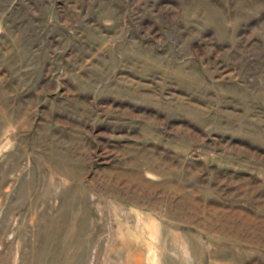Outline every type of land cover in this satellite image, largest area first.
I'll return each mask as SVG.
<instances>
[{
    "label": "rangeland",
    "instance_id": "rangeland-1",
    "mask_svg": "<svg viewBox=\"0 0 264 264\" xmlns=\"http://www.w3.org/2000/svg\"><path fill=\"white\" fill-rule=\"evenodd\" d=\"M0 264H264V0H0Z\"/></svg>",
    "mask_w": 264,
    "mask_h": 264
}]
</instances>
